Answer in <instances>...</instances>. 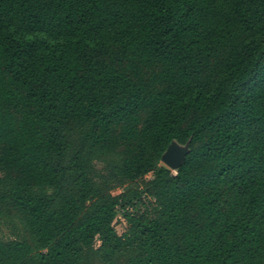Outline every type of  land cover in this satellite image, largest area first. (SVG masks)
I'll return each instance as SVG.
<instances>
[{"label":"trees","instance_id":"trees-1","mask_svg":"<svg viewBox=\"0 0 264 264\" xmlns=\"http://www.w3.org/2000/svg\"><path fill=\"white\" fill-rule=\"evenodd\" d=\"M0 264H264V0H0Z\"/></svg>","mask_w":264,"mask_h":264},{"label":"water","instance_id":"water-1","mask_svg":"<svg viewBox=\"0 0 264 264\" xmlns=\"http://www.w3.org/2000/svg\"><path fill=\"white\" fill-rule=\"evenodd\" d=\"M188 152L189 141H186L184 144H180L173 140L162 153L161 161L175 173Z\"/></svg>","mask_w":264,"mask_h":264},{"label":"rangeland","instance_id":"rangeland-1","mask_svg":"<svg viewBox=\"0 0 264 264\" xmlns=\"http://www.w3.org/2000/svg\"><path fill=\"white\" fill-rule=\"evenodd\" d=\"M149 175H150V174H149ZM120 191H121V188L118 187V188H115V189L113 190V193H118V192H120ZM114 226H115L116 231H117L119 234L122 233V232L126 229V227H127V223H126V221H125V219H124V217H123L122 214H119V215L117 216V219H116L115 222H114Z\"/></svg>","mask_w":264,"mask_h":264}]
</instances>
